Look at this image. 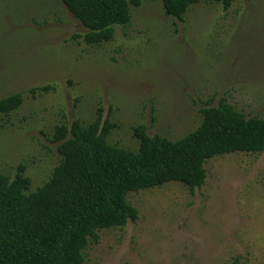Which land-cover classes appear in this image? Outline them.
Listing matches in <instances>:
<instances>
[{
	"label": "rangeland",
	"instance_id": "374dc122",
	"mask_svg": "<svg viewBox=\"0 0 264 264\" xmlns=\"http://www.w3.org/2000/svg\"><path fill=\"white\" fill-rule=\"evenodd\" d=\"M113 41L87 45V29L62 0H0V100L23 105L0 114V174L19 166L28 193L60 164L56 127L101 113L112 146L138 151L134 130L178 141L202 110L232 105L264 119V0L192 6L183 21L161 0L131 9ZM53 87L49 92L31 91ZM203 187L180 183L131 193L137 219L96 231L84 264H264V152L216 156Z\"/></svg>",
	"mask_w": 264,
	"mask_h": 264
},
{
	"label": "trees",
	"instance_id": "16d2710c",
	"mask_svg": "<svg viewBox=\"0 0 264 264\" xmlns=\"http://www.w3.org/2000/svg\"><path fill=\"white\" fill-rule=\"evenodd\" d=\"M87 29L83 39L99 46L115 38L117 26L131 23V9L156 0H62ZM165 14L183 21L192 6L218 3L229 10L236 0H161ZM53 87L32 90L49 92ZM24 103L16 94L0 100V114L10 115ZM202 125L178 141L151 137L135 128L138 151L108 142L115 128L101 113L95 121L79 120L56 127L60 164L51 179L33 193L25 166L14 179L0 174V264H84V251L96 231L122 228L137 219L131 193L180 183L191 190L204 186L205 165L216 157L264 152V119L247 118L232 105L202 110Z\"/></svg>",
	"mask_w": 264,
	"mask_h": 264
}]
</instances>
